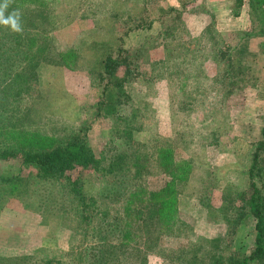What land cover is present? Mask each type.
Returning a JSON list of instances; mask_svg holds the SVG:
<instances>
[{"label":"rangeland","instance_id":"374dc122","mask_svg":"<svg viewBox=\"0 0 264 264\" xmlns=\"http://www.w3.org/2000/svg\"><path fill=\"white\" fill-rule=\"evenodd\" d=\"M10 2L27 19H35L22 36L37 40L35 46L46 44L42 54L47 55L22 91L19 85L6 86L11 80L0 70V142L7 134L14 144L32 133L55 142L88 126L89 141L97 152L108 142L127 149L130 141L114 131L113 116L96 115L95 105L104 83L115 78L109 76L104 58L119 56V47L130 52L140 48V54H120L136 63L126 80L131 103L120 105L119 113L129 116L133 105L142 114L131 126L135 125V146L147 159L143 177L153 189L170 179L159 160L160 147H170L177 162L190 163L187 175L177 184L176 199L179 214L189 222L187 232L176 237L165 227L160 251L146 250L149 264H186L172 259L173 252L196 237L206 241L199 255L205 260L192 264H211V254L219 247L225 253L233 247L248 250L254 239L253 221L236 219V213L246 210L250 191L246 168L250 150L261 136L264 112V36L257 26L260 14L249 0L240 15L235 14L237 0ZM144 17L154 19L153 25L133 29ZM2 30L0 40L12 41L11 28ZM221 49L227 54H220L225 59L219 62L216 53ZM226 67L231 75L246 78L244 93L239 88L228 94L232 80L223 76ZM124 70L125 64L118 67L116 78ZM14 123L19 129L14 130ZM10 167L24 174L35 170L19 158L0 157V170ZM70 172L85 176L93 192L104 185L101 173L94 169L81 166ZM34 192L2 198L0 256L16 260L27 254L30 257L24 261L33 264L49 258L66 264L71 227L58 215H43L36 203L40 195ZM58 192L55 205L61 206L63 192ZM225 204L231 207L226 209ZM136 263L132 257L125 262Z\"/></svg>","mask_w":264,"mask_h":264},{"label":"trees","instance_id":"16d2710c","mask_svg":"<svg viewBox=\"0 0 264 264\" xmlns=\"http://www.w3.org/2000/svg\"><path fill=\"white\" fill-rule=\"evenodd\" d=\"M2 2L3 0H0V3ZM249 2L252 9H257L260 14L257 16L260 23L257 26L264 36V0ZM244 3L245 0H237L236 15L241 14L240 10ZM18 8V5L10 2L5 14ZM27 17L24 13L20 14L22 31L19 33L12 31L11 36H14L11 37L12 41L0 40V70L5 71L6 79L11 80L6 86L19 85L21 91L33 77V69L40 65L47 55L42 54L46 44L35 46L34 41L37 40H33V37L23 38L22 33L30 31L25 30L28 29V23L35 25V19ZM153 22L154 19L148 20V17H144L133 26V29H147ZM4 28L10 27L0 25V32L3 33ZM130 51L129 48L119 47V56L108 55L104 58L109 76L115 78L104 83L101 99L95 105L96 115L113 116L114 131L117 130L130 141L127 149L119 150L108 142L97 152L89 141L88 126L64 140L55 142L50 141L51 138L46 135L34 136L32 133L31 136L26 132L24 134L27 137L31 136L27 140L18 139L13 144L8 141L11 137L7 134L0 142L2 159L19 158L23 164L35 168L25 174L23 170L14 172L11 167L0 170V204L4 202L2 198L7 194H31L36 190L40 195L36 203L43 208L41 213L43 215L51 213L52 217L58 215L57 217L60 216L71 227L70 245L64 262L66 264H125L130 257L133 262H137L136 264H149L147 251H160L165 227L168 233L176 237L184 235L189 227V222L179 214L176 202L179 191L177 184L187 175L189 161L177 162L172 150L170 152V147H160L158 152L160 163L171 176L160 188H149L147 179L143 177L144 162L147 159L135 146L133 136L135 125L131 126L133 122L139 121L142 114L139 108L133 105L128 110L129 116L119 113L122 104L131 103L132 95L127 88L126 80L135 72L130 75L132 65L136 63V60L128 61V58L125 60L120 54H140V48L138 52ZM216 54H219L217 61L221 62L225 58L220 54L227 52L221 49ZM3 64L4 69L1 66ZM123 64L125 74L116 78L118 67ZM227 75L231 76L232 80L228 82V94L234 90L236 93L239 88H242L241 93L243 90L245 92L243 86L246 78L231 75L228 67L223 73V76ZM220 80L225 79L221 76ZM261 118V136L250 150V162L246 168L250 180V191L245 200L246 210L243 214L236 213V219L242 216L244 220L253 221V242L248 250L233 247L225 253L223 248L219 247L211 254L213 257L211 264H264V112ZM121 121L124 122V128H121L123 123ZM3 123L8 126L6 122ZM2 125L0 124V127ZM13 127L14 130L19 129L15 123ZM3 132L8 133L6 129ZM216 140L218 137L214 141ZM33 142L36 144H29ZM81 166L83 169H94L101 173L104 185L100 191L93 192L91 188L94 186L90 188L89 180L85 176L81 174L74 176L70 172ZM37 182L39 184H36ZM58 190L63 192V196H60L61 206L55 205L58 203ZM225 205L226 209L231 207L230 204ZM205 243L201 237H196L190 242L188 240L187 244L180 245V250L173 252L172 259H178L179 262L186 264L203 262L205 258L199 259V255ZM29 257L26 254L13 260L14 258L0 256V264H24L22 262L33 264L32 261H24ZM10 259L12 260L9 261ZM54 260L49 258L42 264L62 263L61 259Z\"/></svg>","mask_w":264,"mask_h":264},{"label":"clouds","instance_id":"9594fccd","mask_svg":"<svg viewBox=\"0 0 264 264\" xmlns=\"http://www.w3.org/2000/svg\"><path fill=\"white\" fill-rule=\"evenodd\" d=\"M10 0H3L0 3V25L10 27L13 32H21L22 26L20 23V12L18 9H13L7 15L5 14L9 8Z\"/></svg>","mask_w":264,"mask_h":264}]
</instances>
